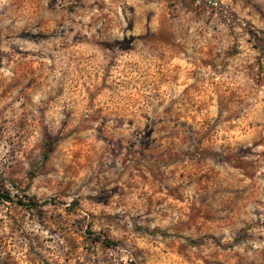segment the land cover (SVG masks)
I'll list each match as a JSON object with an SVG mask.
<instances>
[{"label": "clouds", "instance_id": "1", "mask_svg": "<svg viewBox=\"0 0 264 264\" xmlns=\"http://www.w3.org/2000/svg\"><path fill=\"white\" fill-rule=\"evenodd\" d=\"M188 3L0 0V264H264V81L225 55L264 23ZM77 220L124 247L73 246Z\"/></svg>", "mask_w": 264, "mask_h": 264}, {"label": "rangeland", "instance_id": "2", "mask_svg": "<svg viewBox=\"0 0 264 264\" xmlns=\"http://www.w3.org/2000/svg\"><path fill=\"white\" fill-rule=\"evenodd\" d=\"M78 2V0H77ZM238 2L243 3L244 7L248 10L247 15L251 16L253 12L257 14L258 22L264 23V6L261 5V0H231V3L233 5L237 4ZM195 5V0H189L188 7H193ZM171 7V5H170ZM197 10H202L203 8V0L201 5L196 6ZM129 14H134L135 9L129 5L128 8ZM233 17L237 16V13H231ZM147 17H145V20ZM125 25L126 28L129 30H134L136 27V18L134 15H132L131 20L129 19V16H125ZM242 31L246 32L247 39L244 40L240 46H237L235 43L232 45H229L225 49V55L228 57H238L241 56L242 53L246 50L248 53H256L255 57L253 58V62L251 64L243 65L244 68L247 69L248 73H255L256 76V83H260L261 81H264V27H257V25L252 24L251 20H248L242 27ZM128 37H126L127 39ZM219 55V54H217ZM203 62V61H202ZM183 62L178 61L176 64V67H183ZM35 69H33L34 71ZM232 88V85H229L228 89L226 91L228 92L227 95L223 97L224 101L231 102L236 95L234 91H230ZM220 101H218L219 103ZM183 176V173L181 174ZM29 180L32 179V173H28ZM2 194L9 195L11 197V194L5 190L4 192H1ZM171 196V194H168ZM12 198V197H11ZM19 201H22L24 203H33L29 197L25 196L23 199H17L16 200V208L21 210H31L35 208L37 205L32 208H28L24 205H20ZM9 204L12 203V201H7ZM177 203H179L181 206L184 205L183 200H178ZM53 206L55 207V202H53ZM189 210V216L193 220H198L201 222H206L209 226L213 223V221L208 217V215L201 214V210L197 205H188ZM79 208V202L78 201H72L71 205L69 207L64 208L62 210V215L69 214V215H76V210ZM89 215H93L90 213ZM84 220H87V217L83 218ZM77 225H81L79 228V232H82V235L77 234L73 238V246L78 247L79 245H86V247L83 249L84 251H91L94 249L97 245L101 248V250H108V251H115L119 247H124L123 241H114L108 238H105L101 240V236L97 235L92 232L91 230V224H89L86 228L82 226V221L77 220L75 221L73 227L75 228ZM207 235V234H205ZM179 240V237H177V241ZM109 242V243H108ZM190 245L192 247H197V243L195 241L189 240ZM177 253L179 254L180 250L184 249L186 247V244H181L179 242L174 244ZM105 261L109 259L108 257H104ZM5 264H11V257L10 254L8 257L5 258ZM127 264H144V260L142 258L141 252L137 251L136 253H133V259L128 261ZM200 264H220V262H211L207 260H201Z\"/></svg>", "mask_w": 264, "mask_h": 264}, {"label": "trees", "instance_id": "3", "mask_svg": "<svg viewBox=\"0 0 264 264\" xmlns=\"http://www.w3.org/2000/svg\"><path fill=\"white\" fill-rule=\"evenodd\" d=\"M0 200L12 201V198H11L9 195H5V194H2V193L0 192ZM19 204H20V205H24V206H26V207H28V208H32V207L35 206L33 203H24V202H22V201H19ZM108 243H109V242H108Z\"/></svg>", "mask_w": 264, "mask_h": 264}]
</instances>
